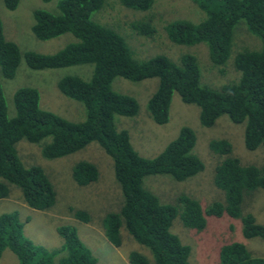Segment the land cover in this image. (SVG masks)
Wrapping results in <instances>:
<instances>
[{
    "label": "trees",
    "instance_id": "trees-1",
    "mask_svg": "<svg viewBox=\"0 0 264 264\" xmlns=\"http://www.w3.org/2000/svg\"><path fill=\"white\" fill-rule=\"evenodd\" d=\"M19 1L0 0V3L14 10ZM42 1H54V8L38 7L32 11L31 29L36 38L49 40L69 33L74 40L52 53L21 51L4 36L0 18V77L13 79L21 59L33 70L90 64L89 78L67 74L56 82L63 95L83 104L85 117L74 122L41 108L39 91L32 86L16 88L8 100L0 79V199L8 197L10 184L20 189L23 201L33 209H48L56 199L43 168L22 164L15 147L19 140L40 143L42 155L47 159L76 152L95 141L112 159L114 176L123 196L120 209L102 219V231L114 246L122 245L123 227L137 243L148 248L154 264H191L190 246L182 244L171 231L173 220L178 217L183 226L202 230L208 215L224 214L240 218L245 238L264 240V224L258 223L252 213H242L245 196L257 189L264 191V164H242L239 158L229 155L232 144L228 139H213L209 149L225 156L216 165L214 175L216 187L225 194L224 203L217 200L204 206L185 193L173 203H162L144 187V177L169 175L182 181L202 171L204 162L194 151L195 132L189 126H182L156 156L141 155L131 144L128 131L119 129L115 123L117 116H135L138 103L134 97L111 86L115 77L130 81L158 78L157 87L147 100L149 116L155 123L168 122L172 96L177 92L182 102L198 107L202 126L210 127L226 115L232 122L244 125L247 150L264 146V0H191L203 12L201 20L176 19L165 24L164 30L172 42L187 46L205 43L211 62L220 67L225 66L229 57L235 28L241 25V29L259 39L260 49L236 53L234 67L239 76L216 87L201 80L196 55L184 53L176 59L162 54L139 58L122 35L104 25L111 22H101L97 15L93 19V14L104 5L122 16L126 8L149 9L153 0ZM129 23L145 36L156 31L150 19L141 17ZM11 104L12 116L8 113ZM98 174L97 167L87 160H79L72 167L73 179L80 186L94 182ZM73 215L82 222L91 221L86 211L77 210ZM23 226L18 212L0 214V257L9 249L16 255L17 264H54L56 257L58 264H97V258L82 242L74 225L57 227L63 243L53 250L25 237ZM128 258L130 264H150L137 250L130 251ZM217 264H264V258L252 255L243 243L234 241L221 247Z\"/></svg>",
    "mask_w": 264,
    "mask_h": 264
},
{
    "label": "rangeland",
    "instance_id": "rangeland-1",
    "mask_svg": "<svg viewBox=\"0 0 264 264\" xmlns=\"http://www.w3.org/2000/svg\"><path fill=\"white\" fill-rule=\"evenodd\" d=\"M38 7L51 10L54 8V1L46 3L42 0H20L14 10H8L0 3L4 36L15 42L21 51L35 50L43 53L55 52L67 42L74 40L69 33L49 40L36 38L31 29L32 11ZM104 8L105 5L96 11L93 19L95 20L97 15L99 21L111 22L103 24L122 35L135 56L148 58L162 54L176 59L184 53H192L198 58L201 80L213 87L239 76V72L234 67V57L238 51L261 47L259 39L246 29H241L243 26L240 25L234 29L231 50L225 66L220 67L211 62L208 46L205 43L192 46L176 44L166 35L164 26L170 21L201 20L203 12L191 0H153L152 6L145 11L124 7L128 10H125L122 16L115 15L114 8ZM141 17L151 20L156 29L154 35H142L132 27V23H129ZM255 42L259 45L255 46ZM91 69L90 64H78L33 70L21 59L13 79L1 77L0 79L8 100L16 88L36 87L40 94L41 108L78 122L85 117L83 104L63 95L58 90L56 82L67 74H79L84 79L89 78ZM231 77L232 79H229ZM157 84L158 78L155 77L139 81H130L123 77L113 79L111 86L115 91L134 97L138 103V113L130 117L117 116L116 126L119 129H126L131 144L141 155L147 157L156 156L177 136L182 126H189L196 136L194 151L205 166L198 174L182 181H176L169 175H147L143 180L144 187L154 193L162 203H173L182 193L196 198L204 206L217 200L224 203L225 194L216 187L214 175L216 165L225 156L212 152L208 146L209 142L213 139L226 138L232 144L230 156L239 158L242 164L258 166L264 164V146L253 151L247 150L243 141L244 125L232 122L226 115L220 116L210 127L202 126L198 118V107L182 102L177 92L172 96L168 122L155 123L149 116L147 100L155 91ZM8 113L10 116L14 114L12 104L8 105ZM15 147L24 166L38 165L43 168L56 192L54 204L48 209L38 210L29 207L23 201L20 189L10 184L8 197L0 199V214L18 212L19 218L24 222L22 230L25 237L36 245L53 250L63 243L57 233V227L71 224L76 227L82 242L97 258V264H130L128 254L132 250L141 252L150 260V264H154L148 248L137 243L125 228H121L122 245L119 247L110 243L102 231L103 217L109 212L120 209L123 196L114 176L112 159L97 142L92 141L76 152L54 159H47L42 155L40 143L21 139ZM79 160L92 162L99 172L97 179L85 186L78 185L72 176V167ZM77 210L86 211L91 221L82 222L74 217L73 213ZM246 212L252 213L258 223L264 224L262 189L251 191L245 196L242 213ZM241 228L240 218L224 214L219 217L208 215L206 226L202 230L187 228L176 217L171 231L179 237L182 244L190 246L191 264H217L221 247L234 241L243 243L252 255L264 258V240L257 237L245 238ZM57 261L56 257L53 263L58 264ZM17 263L16 255L11 250L5 249L0 257V264Z\"/></svg>",
    "mask_w": 264,
    "mask_h": 264
}]
</instances>
